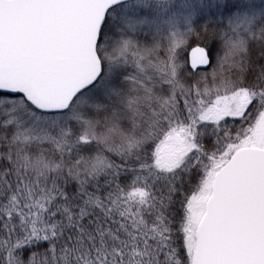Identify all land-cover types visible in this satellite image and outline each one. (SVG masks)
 <instances>
[{
  "label": "snow or ice",
  "instance_id": "snow-or-ice-1",
  "mask_svg": "<svg viewBox=\"0 0 264 264\" xmlns=\"http://www.w3.org/2000/svg\"><path fill=\"white\" fill-rule=\"evenodd\" d=\"M0 264H264V0H0Z\"/></svg>",
  "mask_w": 264,
  "mask_h": 264
}]
</instances>
